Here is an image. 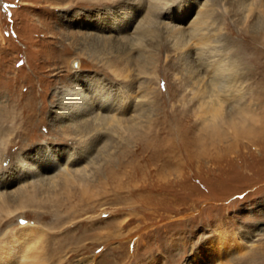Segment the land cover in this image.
<instances>
[{
  "label": "rangeland",
  "instance_id": "obj_1",
  "mask_svg": "<svg viewBox=\"0 0 264 264\" xmlns=\"http://www.w3.org/2000/svg\"><path fill=\"white\" fill-rule=\"evenodd\" d=\"M241 1L0 0V264H264V0ZM85 89L135 106L64 118ZM44 149L78 160L47 179Z\"/></svg>",
  "mask_w": 264,
  "mask_h": 264
},
{
  "label": "bare ground",
  "instance_id": "obj_2",
  "mask_svg": "<svg viewBox=\"0 0 264 264\" xmlns=\"http://www.w3.org/2000/svg\"><path fill=\"white\" fill-rule=\"evenodd\" d=\"M156 1H158V0H155L154 3H151L150 6H148L150 11H151V9H154L155 7H157L156 5L158 3ZM190 1L194 2L195 0H190ZM239 2L242 4L241 0H239ZM261 2H262V0H244V4L249 6L250 9L252 8L253 5L255 6V5H257L258 3H261ZM166 5H167V3H166ZM166 5H164V7ZM157 8H159V7H157ZM176 12H178V13H176ZM131 13L132 12H130L128 16H121L120 18H115L112 21V23H111V27H114L116 32H118L119 35H121V36L126 31V29L132 24V18L134 17V14L132 15ZM167 14H168L169 17H175L174 15H176L180 19H185L189 13H188V10L187 11H173V10H170ZM175 18H177V17H175ZM191 29L194 30L195 26L191 27ZM223 70L224 69H219L218 70V72H219L217 74L218 75V80H222L225 77L224 73H223ZM90 97H92V101L90 100L91 99ZM135 101L131 97L130 98L125 97V98L121 99L120 101H118V100L115 99V97L112 94L108 93V94L102 95V93L100 91H97L95 94H93V96H90L89 89H85V90L76 92V95L73 97V101H71V103L68 104L69 106L66 108V110H65L66 112L64 113L63 116H64V118H67V119H71V118L74 119L75 117H80V116L84 117L85 116L86 119L91 118L92 122L93 123L97 122V124H98V122H101V121L102 122L103 121H112V122L114 121V123H115V122L120 121L119 119H115V116L117 115V113L124 111V109L127 110L128 109L127 107H129L132 104L135 106ZM113 102H114V104H113ZM69 109L73 110V116H68L69 114L67 115V113H69ZM102 109L111 111L112 114L101 113ZM82 120H80V121H82ZM245 120H247V117L243 116V120L242 121H245ZM85 123L88 124L87 122H85ZM259 130H260L259 132H263V134H264V126L262 128H260ZM238 131L240 133H243V132L247 133L249 130L241 129V130H238ZM71 157H72V153L71 154L68 153V155L66 157V160H65L66 161L65 165H63V166H61V164H60V160L61 159L56 157V156H54V155H52L51 152L48 149L40 150L37 153V156L35 158H36V162H37L38 168H40L41 170L50 169V170H53V172H55L56 171L55 169H59L57 171H61L62 172L60 174L59 173L56 174V175L53 174V175H50V176L47 177V179H52V178H54L56 176L64 175V174H68L69 173V169H67L68 167H67L66 164H68V163H70L72 161ZM77 160L78 159H73L72 162L74 163ZM84 167L85 166H80L79 168L74 169V171L82 172V171H84ZM27 170L29 172L31 169L27 168ZM22 228H24V227L22 226ZM242 248H243V243L238 241V239H235V241L232 243V249H233V251H234L233 253L235 255L232 257L231 261L238 260V258H241V257L243 258L244 256L247 255V251L248 250L243 252V253H241ZM259 251H261V250H259ZM11 252H12V248L5 249V251L0 255V260L6 261L5 259H8L9 253H11ZM246 257L248 258V256H246ZM253 259H254V257H253ZM250 260H252V259H250ZM4 263H6V262H4ZM239 264H242V263L239 262Z\"/></svg>",
  "mask_w": 264,
  "mask_h": 264
}]
</instances>
